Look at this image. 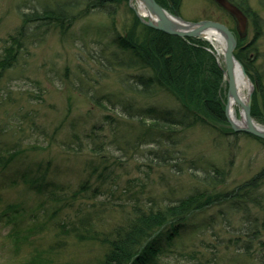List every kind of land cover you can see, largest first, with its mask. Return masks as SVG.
Masks as SVG:
<instances>
[{
    "label": "trees",
    "instance_id": "trees-1",
    "mask_svg": "<svg viewBox=\"0 0 264 264\" xmlns=\"http://www.w3.org/2000/svg\"><path fill=\"white\" fill-rule=\"evenodd\" d=\"M123 1L129 0H54L34 12L18 7L22 23L6 39L0 54V79L16 65L28 41L36 42L53 29L65 34L93 11L112 19L110 44L117 49L109 53L106 46L92 55L99 64L93 77L96 85L87 87L83 82L88 83V79L80 82L79 92L94 103V108L77 117L68 110L61 123L60 129L65 126L71 132V140L62 148L66 160L74 157L81 162L77 187L55 180L61 166L52 157L31 160L27 149L12 146L4 154L0 152V168L18 164V180H12L11 185L20 181L26 193L2 210L0 221L19 222L10 236L19 248L23 243L33 247L26 264H185L187 260L207 264L210 261L204 259L205 251L213 253L211 262L217 264L220 252L231 250L255 259L258 248H264V167L245 182L228 188L230 171L212 164L204 175L191 173L200 187L175 204L148 207L136 199L129 207L120 206L122 216L111 225L93 216L99 205L101 211L106 210L107 203L98 202V196L105 194L110 181L128 175L131 166L148 180L160 167L183 174L188 156L182 145L193 127H205L225 138L247 135L264 144V140L230 127L225 66L214 46L205 39L181 38L150 28L130 7L131 26L119 32L114 16ZM231 1L247 15L255 30L253 40L247 42L229 15L235 23L229 27L238 38L235 56L255 86L252 116L264 124V77L254 65L260 56L256 44L263 20L251 7ZM157 2L180 15L182 0ZM108 77L116 79L117 89L106 94V87L99 83ZM162 94L172 96L176 105L163 106L157 100ZM194 162L191 159L190 163ZM31 199L35 203L28 205ZM226 208L242 212L240 225L232 226ZM254 208L262 213H253ZM212 209L217 213L200 218ZM60 215L62 219L56 221ZM26 216L38 224V230L54 229L79 244L98 246L100 254L82 262H56L51 254L59 248V241L46 248L33 245L30 238L37 225H23ZM190 227L211 233L213 241L201 239L197 249L188 247L184 232Z\"/></svg>",
    "mask_w": 264,
    "mask_h": 264
},
{
    "label": "rangeland",
    "instance_id": "rangeland-1",
    "mask_svg": "<svg viewBox=\"0 0 264 264\" xmlns=\"http://www.w3.org/2000/svg\"><path fill=\"white\" fill-rule=\"evenodd\" d=\"M249 1L252 9L263 20L262 34L256 44L260 56L256 58L254 65L256 72L264 77V0ZM53 3L54 0H0V54L6 45V39L22 23L18 7L24 12H34L41 11L44 6ZM129 7L135 14V9L142 13L136 2L123 1L114 16V24L119 32L124 33L131 26L132 14ZM180 16L192 22L209 19L235 26L228 13L212 0H182ZM111 20L106 14L93 11L76 21L65 34L53 29L35 40L36 42L26 43L16 65L7 70L0 79L2 154L12 146H18L27 149L31 160L45 161L52 157L61 166V174L55 176V180L77 187L81 162L76 161L74 157H67L66 160L62 148L65 142L71 140V132L65 126L63 129L60 127L68 110L72 111L73 117H77L94 108V103L78 89L84 79H88V83L83 82L87 87L96 85L93 77L99 69V64L92 55L96 56L106 46L109 53L117 49L110 44L113 38ZM247 34V42L252 41L255 30L251 23ZM214 47L218 60L223 62V45L217 43ZM99 85L106 87V94L117 89L114 77L106 78ZM248 91H245L246 95ZM157 100L163 106L176 105L175 99L167 94H162ZM95 109L99 114L102 112L98 108ZM236 115L238 120H241L240 108H237ZM91 124L90 122L89 125ZM258 124L264 127V124ZM186 136L182 149L187 152L188 160L184 164L183 174H176L170 167H160L148 180L145 174L138 172L134 166L129 167L128 175L123 174L119 179L110 181V185L105 187V194L98 196V202L104 200L107 206L105 211H101L99 205L97 212L92 213L95 219L111 225L122 216V213H119L120 206L129 207L136 199L148 207L175 204L179 198L200 187L198 180L193 179L191 173L204 175L205 168L212 164L230 171L228 188L245 182L264 167V144L250 136L225 138L201 126L193 127ZM235 142L236 147L233 146ZM32 147H37L38 150ZM191 159L195 161L194 164L190 163ZM19 169L21 168L18 164L10 165L5 170L0 168V186L4 185L0 187V214L8 204L22 199L26 193V188L20 181L15 186L11 185L12 180H18ZM34 203L35 200L31 199L28 205ZM225 211L232 226L240 225L242 212L230 211L227 208ZM212 213H217V209H212L200 218L205 219ZM253 213L262 212L254 208ZM61 219L62 215L57 217L56 221ZM24 220L23 225L28 227L37 225L30 238L33 245L46 248L59 241V248L51 254L56 262H82L100 254L98 246L79 244L74 238L55 233L54 229L38 230V224L28 216ZM18 225L19 222L15 225L0 221V264H26L32 252L33 247L27 243L21 244L20 248L15 246V240L10 233ZM201 239L213 241L211 233H202L199 229L190 227L184 232V242L188 247L194 246L197 249ZM212 254L207 251L203 254L204 259L210 261L207 264H215L211 262ZM219 257L217 264H264V248H258L253 260L242 257L233 250L221 251ZM184 263L194 264V261L187 260Z\"/></svg>",
    "mask_w": 264,
    "mask_h": 264
},
{
    "label": "water",
    "instance_id": "water-1",
    "mask_svg": "<svg viewBox=\"0 0 264 264\" xmlns=\"http://www.w3.org/2000/svg\"><path fill=\"white\" fill-rule=\"evenodd\" d=\"M221 8L231 14L237 22V29L240 36H245L248 29L249 19L247 15L235 4L228 0H214ZM136 2L138 9L145 11L143 15L136 10V16L146 26L169 35L181 38H198L211 40L205 37L206 33H213L220 37L224 47L223 62L225 65V79L228 84L226 117L230 127L234 132H243L248 135L264 140V127L258 124L252 116V97L254 92V83L248 76L243 64L236 58L235 51L238 47V38L235 33L224 23L214 20H202L197 22L187 21L179 14L170 12L157 2V0H130ZM213 44V43H212ZM240 66L243 75L249 81L251 87L247 98L240 95L236 68ZM240 108V117L245 125L240 126L230 117V101Z\"/></svg>",
    "mask_w": 264,
    "mask_h": 264
},
{
    "label": "bare ground",
    "instance_id": "bare-ground-1",
    "mask_svg": "<svg viewBox=\"0 0 264 264\" xmlns=\"http://www.w3.org/2000/svg\"><path fill=\"white\" fill-rule=\"evenodd\" d=\"M206 38L211 40L212 43H221V39L218 35L213 33H206ZM219 41V42H218ZM223 44V43H222ZM236 79H237V86L239 93L242 97L247 98V95L245 94V91L249 90L251 85L249 81L246 79V77L243 75L240 66L238 65L236 68ZM230 117L235 120L240 126H244L245 122L244 120H238V117L236 115V105L233 100L230 101Z\"/></svg>",
    "mask_w": 264,
    "mask_h": 264
},
{
    "label": "flooded vegetation",
    "instance_id": "flooded-vegetation-1",
    "mask_svg": "<svg viewBox=\"0 0 264 264\" xmlns=\"http://www.w3.org/2000/svg\"><path fill=\"white\" fill-rule=\"evenodd\" d=\"M219 8H221L214 0H212ZM230 2H232L231 0H228ZM234 2H237L239 4L240 3H243V5H247L248 7H251L250 5V1L249 0H234ZM252 8V7H251ZM222 9V8H221ZM237 24V23H236ZM249 25H250V20H249V24H248V28H249ZM247 32H248V29H247ZM247 33L245 36H241V37H244L245 39L247 38Z\"/></svg>",
    "mask_w": 264,
    "mask_h": 264
}]
</instances>
